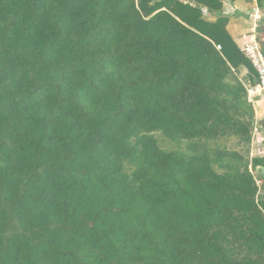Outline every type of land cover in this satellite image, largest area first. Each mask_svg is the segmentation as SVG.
Masks as SVG:
<instances>
[{
  "label": "trees",
  "instance_id": "trees-1",
  "mask_svg": "<svg viewBox=\"0 0 264 264\" xmlns=\"http://www.w3.org/2000/svg\"><path fill=\"white\" fill-rule=\"evenodd\" d=\"M203 10L0 0V264H264L257 75Z\"/></svg>",
  "mask_w": 264,
  "mask_h": 264
},
{
  "label": "crops",
  "instance_id": "crops-1",
  "mask_svg": "<svg viewBox=\"0 0 264 264\" xmlns=\"http://www.w3.org/2000/svg\"><path fill=\"white\" fill-rule=\"evenodd\" d=\"M253 12H258L261 17L256 25L250 16ZM203 14L207 16L209 20H215L217 16L227 17L228 24L226 30L239 48L242 37L255 31L264 51V0H262L260 4L257 3V0H236L233 2L231 0H222L221 12L217 14H208L206 10H203ZM241 72L243 73L241 79L245 83V86L253 85L247 80L245 71ZM250 102L253 105L255 114L252 140L249 145L242 146L239 150H241L250 161L258 160L264 164V94L253 97ZM257 167L264 168V165L259 164ZM255 175H260L264 180V173L262 174L259 172V174ZM261 183L262 180H258V184ZM261 196L264 198V191H261Z\"/></svg>",
  "mask_w": 264,
  "mask_h": 264
},
{
  "label": "built area",
  "instance_id": "built-area-1",
  "mask_svg": "<svg viewBox=\"0 0 264 264\" xmlns=\"http://www.w3.org/2000/svg\"><path fill=\"white\" fill-rule=\"evenodd\" d=\"M250 16L255 25L261 19L258 12H253ZM216 48L217 50H220L219 46ZM239 49L244 57L250 62L257 75L256 82L253 85L246 87L247 98L251 101L253 97L264 94V51L255 31L242 37Z\"/></svg>",
  "mask_w": 264,
  "mask_h": 264
},
{
  "label": "rangeland",
  "instance_id": "rangeland-1",
  "mask_svg": "<svg viewBox=\"0 0 264 264\" xmlns=\"http://www.w3.org/2000/svg\"><path fill=\"white\" fill-rule=\"evenodd\" d=\"M241 73L239 75L240 78H242V75H243V73L242 74ZM155 137H156V139L158 141V144H159V146L161 148H163L165 150H170V149H173L174 148V146L170 142H168L167 140H165L161 135L156 134ZM237 146L238 145H236L235 143H231L230 144V148L231 149H237Z\"/></svg>",
  "mask_w": 264,
  "mask_h": 264
},
{
  "label": "water",
  "instance_id": "water-1",
  "mask_svg": "<svg viewBox=\"0 0 264 264\" xmlns=\"http://www.w3.org/2000/svg\"><path fill=\"white\" fill-rule=\"evenodd\" d=\"M259 172H261L263 174L264 173V168L263 167H256L255 174H259Z\"/></svg>",
  "mask_w": 264,
  "mask_h": 264
}]
</instances>
